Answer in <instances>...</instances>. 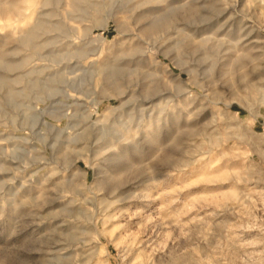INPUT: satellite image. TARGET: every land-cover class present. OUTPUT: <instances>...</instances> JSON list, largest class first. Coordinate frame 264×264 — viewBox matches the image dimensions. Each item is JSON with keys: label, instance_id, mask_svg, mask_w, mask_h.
<instances>
[{"label": "rangeland", "instance_id": "obj_1", "mask_svg": "<svg viewBox=\"0 0 264 264\" xmlns=\"http://www.w3.org/2000/svg\"><path fill=\"white\" fill-rule=\"evenodd\" d=\"M141 47L173 78L136 75ZM75 98L133 130L110 181L91 137L51 151ZM0 264H264V0H0Z\"/></svg>", "mask_w": 264, "mask_h": 264}, {"label": "bare ground", "instance_id": "obj_2", "mask_svg": "<svg viewBox=\"0 0 264 264\" xmlns=\"http://www.w3.org/2000/svg\"><path fill=\"white\" fill-rule=\"evenodd\" d=\"M26 13H27L26 9H24V10L17 9L16 10V15H15V17L17 18L16 21L19 22L26 15ZM36 36H37V31L36 30H32L31 32H29L28 36L26 37V40H23V41H25L27 43L29 41H32V39H34ZM25 42H23L22 45H24ZM138 54H139V56H137V58H136V60H137V65L136 66L137 67H136V69L134 71V73L136 75H138V74L141 75V74H145L146 72H148V73H146V75H148L146 77H148V78L150 77L152 79L153 76L157 77V75H156V74H158L157 72H159L161 69H165L166 73L169 74L170 77L173 78L172 71L169 69V66L167 64H164L161 61V59H160L161 52L160 51H156V48L148 49V47H147V49H145L144 47H141L139 49V51H138ZM162 55L164 57H168L167 55H164V54H162ZM19 65H21V64H17V66H19ZM143 71H145V73H142ZM151 71H154L155 73L151 72ZM184 71L187 72L189 74V76H190V79L188 80L189 83L192 82V80H193V72L189 71V70H185V69H184ZM37 72H38V70L32 69L30 74L37 73ZM149 72H151V73L149 74ZM17 82H19V81H17ZM179 82L183 83V84L185 83L182 80H179ZM37 86H38V84H37ZM124 95H120V96L117 97L123 103H124V100L126 98V97L125 98L123 97ZM80 102H81V100L79 98L78 99L77 98L73 99V102H72V104L77 106L78 111H76V112H70V111L69 112H64V113H61L59 116L58 115L54 116V119H56L59 122H61L62 120H66V128H58L57 125L55 126L53 123H50L48 121H46L44 123V125H48L49 126L51 132L57 131V134H58V138L59 139L56 140L55 144L52 145V147H50L52 149L51 151L52 152L55 151L58 156H59L60 153L65 155V152H68L69 150L72 151V152H75V153H80L81 152L80 149L78 150V147H80V144H81L80 142L84 141L87 136L91 137L89 139V142L91 144L94 143L96 149H98L97 155H99V157H100L98 159L97 167H96L97 168V176H99V175H104V177L107 176L106 178L110 181V179H112L111 175L109 176V172L110 171H107V172L105 171L106 170L105 168L108 167L107 166L108 157L109 156L122 155L124 150H125V148H129L133 144H135L136 141L131 139V133H132L133 130H132V128L129 125H126V123L122 119L115 120L114 122H111L110 120L107 119V117H106L107 115L106 114H103L98 119L94 120L93 119V115L95 113H93L90 108L84 107ZM96 105L99 106L100 104L97 103ZM33 110L36 113H41V114L44 113V109L43 108L39 109L37 107H34ZM114 110H116V108L108 109L109 112H112ZM81 111H83V113H81ZM145 116H146V113H145ZM159 119H160L159 117L155 118L153 116H150V118L148 119V123H149V125L150 124L152 125V123H154L155 121H158ZM32 133H36V132L34 130H32ZM55 134H56V132H55ZM47 149H48V145L44 144L43 150H47ZM42 152L44 154V151H42ZM58 156H57V158H58ZM80 158L83 161L85 160V158L82 157V156L79 157V158L74 159L73 165L75 167H78L77 165L79 163ZM44 166H47V165L41 163V169L44 168ZM107 170H108V168H107ZM84 180L87 181V173H85V172H84ZM118 183L120 184V186H123L122 185L123 183H120V182H118ZM108 184L103 188V190H102V192L100 194L92 195V197L86 199V201H85L87 203L86 205L89 206V207H87L86 210L90 211L91 210L90 207H92V208L98 210L99 212H103V213L110 212V210L113 208L115 203L117 201H119L117 198H118V196L120 194V191H117V189L120 186H119V184L116 185L115 181H114L115 185L114 184L112 185V183H108ZM121 188L122 187H120V189ZM39 189H41V188H39ZM42 191H44V190L41 189V193L40 194H43ZM54 196H55V194H54ZM55 199H57V198H55ZM61 205H62V203H60L58 201L52 202L50 204L45 205L43 210L47 211L50 208H54L55 206L59 207ZM51 212L52 211H50L49 213H51ZM99 212H98V214H99ZM89 218H90V220L92 219L91 217H89ZM60 222L61 221L54 220L53 223L50 224L51 225L50 226L51 229H53L54 232H56V233H58L60 235H63V233L70 232L72 230L74 232H79L77 230H83L84 231V229H85V226H84V228L83 227L81 228V226H79L80 224L79 225L75 224V223H73V221L72 222H67V223H60ZM93 225L94 224L92 222H90L89 226H91L93 228ZM44 229H46V228H44ZM95 234L97 236L96 232H95ZM62 246H63V244H62ZM77 251H79V249H77Z\"/></svg>", "mask_w": 264, "mask_h": 264}]
</instances>
